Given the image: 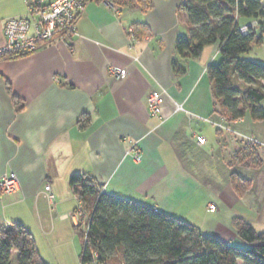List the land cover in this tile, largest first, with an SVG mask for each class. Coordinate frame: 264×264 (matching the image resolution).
I'll use <instances>...</instances> for the list:
<instances>
[{"label": "crops", "instance_id": "0c3cea01", "mask_svg": "<svg viewBox=\"0 0 264 264\" xmlns=\"http://www.w3.org/2000/svg\"><path fill=\"white\" fill-rule=\"evenodd\" d=\"M183 2L151 0L148 10L90 2L67 42L0 60V178L16 174L21 181L20 191L0 196V229L23 225L45 264H81L73 175L91 176L106 195L171 215L235 248L251 247L237 235L235 218L264 233V121L245 117L228 123L232 131L208 121L218 120L207 75L220 59L218 44L198 59H178L186 73L174 74L176 40L190 33ZM26 17L25 0H0V49L6 20ZM247 55L264 64V41ZM112 69L127 73L118 78ZM153 90L162 93L166 118L150 115ZM198 136L207 142L200 145ZM250 148L260 167L240 164ZM232 175L249 180L250 191L238 195Z\"/></svg>", "mask_w": 264, "mask_h": 264}, {"label": "trees", "instance_id": "16d2710c", "mask_svg": "<svg viewBox=\"0 0 264 264\" xmlns=\"http://www.w3.org/2000/svg\"><path fill=\"white\" fill-rule=\"evenodd\" d=\"M90 1L151 8V0ZM180 9L188 16L190 33L176 40L174 74L186 73L178 59H198L206 47L218 44L220 59L207 68L212 113L229 124L245 117L264 121V64L244 57L255 44L261 46L264 41L261 0H185ZM251 21L258 22L257 30L243 35L239 26ZM18 56L0 54V60ZM13 99L20 104L15 96ZM240 164L260 167L262 160L258 151L250 148L240 157ZM70 185L90 216L87 234L77 226L83 242L81 264H264V233H258L241 218H235L233 226L237 235L251 245L248 249L203 235L196 226L171 215L108 196L91 176L73 175ZM232 185L240 196L251 189V182L238 175H232ZM0 264H45L23 225L13 223L0 229Z\"/></svg>", "mask_w": 264, "mask_h": 264}, {"label": "built area", "instance_id": "2783aa9c", "mask_svg": "<svg viewBox=\"0 0 264 264\" xmlns=\"http://www.w3.org/2000/svg\"><path fill=\"white\" fill-rule=\"evenodd\" d=\"M28 9V17L11 18L4 24L5 46L0 49V54L26 55L37 51L40 46L49 44L56 40H69L76 32L77 18L90 0H25ZM185 2V0H184ZM183 2V4H184ZM109 6H116L113 2L106 3ZM258 27L257 21H251L239 26V31L243 35H248ZM113 76L123 78L126 70H111ZM147 103L150 115L156 118H166L162 108V93L153 90L148 94ZM178 110H182L179 106ZM208 121L223 131H232L224 118L208 119ZM197 142L204 145L207 140L204 136H198ZM138 155L136 160H138ZM21 190V181L16 174L2 176L0 178V196L11 195ZM49 200L53 202V193L50 184L44 187ZM79 200V198H78ZM80 201V200H79ZM216 207L210 206L214 211ZM77 226H81L87 234L90 216L85 211L80 201V206L75 213ZM97 258L98 256L95 255ZM95 264V263H94Z\"/></svg>", "mask_w": 264, "mask_h": 264}, {"label": "rangeland", "instance_id": "374dc122", "mask_svg": "<svg viewBox=\"0 0 264 264\" xmlns=\"http://www.w3.org/2000/svg\"><path fill=\"white\" fill-rule=\"evenodd\" d=\"M245 56H248V55L246 54V55H244V57ZM79 242H80V248L82 249L83 242H82V239L81 238H80Z\"/></svg>", "mask_w": 264, "mask_h": 264}]
</instances>
